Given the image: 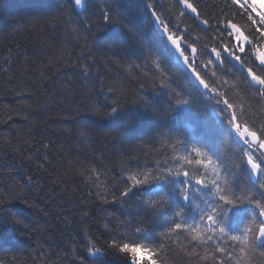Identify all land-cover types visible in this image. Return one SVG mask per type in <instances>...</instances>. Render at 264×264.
<instances>
[{"label": "trees", "instance_id": "trees-1", "mask_svg": "<svg viewBox=\"0 0 264 264\" xmlns=\"http://www.w3.org/2000/svg\"><path fill=\"white\" fill-rule=\"evenodd\" d=\"M190 2L205 15L218 17L220 30L231 19L248 33L247 18L236 8L220 16L226 0ZM254 2L264 10V0ZM156 4L166 13L169 27L184 35L187 45L197 47L193 65L210 88L235 105L240 130L246 123L264 127V100L252 98L245 66L227 52L217 60L208 51L230 43L227 33L205 31L186 16L178 20L175 0ZM105 8L117 14L108 28L100 18ZM211 17L210 23H216ZM86 25H91L90 32ZM159 29L149 0H85L82 11L78 7L72 11L70 0H0V260L4 264H80V257L88 264H146L137 250L141 244L154 249L143 251L160 264H213L202 257L205 251L211 257L215 248L194 243L190 231L160 236L176 222L195 227L203 213L222 203L213 186L175 174L183 163L180 157L196 159L193 146L206 151L215 163L186 165L191 175L206 181L215 176L237 195L251 190L255 199H264L260 188L264 170L254 172L247 155L251 153L262 166L264 157L245 143L229 122L231 111L222 98L200 85ZM242 59L264 75L254 50H246ZM156 61L163 74L155 68ZM114 100L121 107L113 117H105L102 113ZM175 106L186 108L189 123L203 135L196 136L192 128L187 140L190 152L174 153V140L183 146L185 138H167ZM216 166L221 177L211 171ZM157 169L165 179L111 202L131 184L128 176ZM159 207L164 209L158 211ZM217 212L230 234L255 228L250 223L258 213L253 203L225 205ZM13 218L29 230L9 223ZM138 225L142 230L136 232ZM199 227L208 234L206 221ZM88 239L104 250L91 252ZM211 241L232 250L231 256H218L224 264H241L239 245L230 237L214 235ZM114 244L135 252L125 254ZM252 259L253 264H264V257Z\"/></svg>", "mask_w": 264, "mask_h": 264}, {"label": "snow or ice", "instance_id": "snow-or-ice-1", "mask_svg": "<svg viewBox=\"0 0 264 264\" xmlns=\"http://www.w3.org/2000/svg\"><path fill=\"white\" fill-rule=\"evenodd\" d=\"M85 0H70V6L72 11H75L77 7L82 8L84 6ZM149 7L152 9L154 17L159 22L162 30L167 36V39L171 42L173 46L180 52V55L183 57L186 65L189 67L191 72L194 74L195 78L198 79L200 85L205 89H209L211 92L216 93L219 97H221V101L230 111H231V119L230 123L236 128L237 132L241 137L244 138L246 144L249 147L254 148L258 151L261 157H264V127L257 128L254 124L252 127H249L246 123L244 125L243 131H241V124L238 123V115L235 111V105L229 101V99L224 98V93L218 92L215 87H211L209 83L206 81L204 76H202L201 71L198 70V66H194L192 61L196 58L198 49L195 45H187V41L185 40L184 35L179 34L178 32H174L172 28L169 27V21L167 19L166 13H162L160 8L156 4V0H149ZM174 7L178 11L179 15L177 19L180 17H188L195 21H198L201 25L204 26L205 31H217L218 35L220 32H226L228 37L231 38V42L228 44H220L219 47H211V53L215 54L217 60L220 59L222 53L227 52L232 55L237 61L241 62L248 71L250 81L245 80L247 83L248 89H250L255 95L252 97L257 100H264V75H260L255 71L252 67L247 66V61L242 59V54L246 53V50H254L256 52V59L258 60L257 67L264 71V48H261V45L264 44V10H262V6L259 5L254 0H226L224 9L221 11L220 16H224L226 12H228L231 8H236L238 13H243V15L247 18L249 31L245 34L244 31L241 30L240 27L231 19H226L224 27L222 30L219 29L218 17H211V13L205 15L202 10H198L199 5L190 2V0H175ZM61 11H64L62 9ZM117 14H114L111 10L105 8L101 13V20L104 23H113L115 22L114 17ZM209 17L212 20L216 21V23H210ZM178 27V25H177ZM85 31H91V25L85 26ZM182 43L187 45L186 47H182ZM187 52V54H186ZM209 64H212V60L209 59ZM139 67V66H137ZM155 68L158 69L161 74L164 73L162 65L159 61L155 62ZM84 75L87 76L88 72L85 71ZM213 76L216 75L215 72L212 73ZM163 83V81H162ZM252 83L257 85L256 87L252 86ZM109 92H112L113 89L109 88ZM181 103L185 102L183 100L179 101ZM121 105L118 101L112 102V107H109V111L103 112L102 114L105 117L110 116L112 113L116 112ZM96 112L100 113V109L96 108ZM244 113H240V116H243ZM46 148L47 145H44ZM193 152L195 153L196 159L193 160L190 156H182L180 159L183 161L180 164L179 170L175 172L176 175H186L191 176L192 179L196 181L197 184L200 185H209L213 186L215 189L216 196L219 197V200L222 202L217 206L211 207L209 211L203 213L198 222H195L196 225L193 227L192 225H188L185 223H174L169 229L160 233L161 237H167L169 233H174L182 229H186L192 233V240L197 242L199 245H207L208 241L213 240L214 235L218 237H230L231 241L236 242L239 245V255L242 258L241 264H253V259L255 255H259L264 257V247L258 246L260 243H264V199H255V193L249 190L247 195H237L233 193L231 187H222L217 181L216 177L213 176L211 181H206L203 176H193L190 174L188 170H186V165H192L193 163L199 162L201 166H209L213 165L215 162L212 157L208 155L206 151L203 149L197 148L193 146ZM191 162V163H190ZM247 162L251 166L252 170L259 174L262 170H264V166L261 165L251 153L247 155ZM219 166L213 167L211 169L212 172L219 174L218 170ZM159 173V174H158ZM131 181L130 185H127L123 190H121L119 196L113 195L111 200L112 203H118L123 201L130 192H132L137 187H143L152 182H156L159 180L165 179L162 171L157 169L155 172H143L138 175H130L127 178ZM31 177H29V181ZM224 184L228 185V181L226 177H224ZM260 188L264 189V182L260 184ZM99 195V193H98ZM184 198L188 199L187 190L184 192ZM161 200H167V197H161ZM3 200L0 199V203ZM104 202L108 203L109 200L107 197L104 198ZM245 202L253 203L258 209L257 215L250 222L255 225V228L247 226L243 234H230L225 226L224 220L218 219L219 213L217 212V208H223L225 205L228 206H237L243 204ZM27 203V200H25ZM153 205L157 202L152 201ZM35 207V205H30ZM164 207H159L158 211L163 210ZM181 212H177L176 216H181ZM225 220L227 217L225 216ZM207 222V232L205 235L203 230L200 229L199 224L203 222ZM9 223H20L23 224L26 229L29 230V226L24 224L22 220H18L13 218L9 221ZM142 230V226H136L135 231L139 232ZM92 247L90 249L91 252H102L104 249L102 247H97L96 243L92 239H88ZM113 247L119 248L125 254L134 253L135 249L131 248H123L119 244H114ZM141 250H146L148 252L154 251V249L148 248L146 244L140 245ZM195 252V248H193L192 252L189 255H192ZM233 254L232 250L229 247H222L219 244L216 245L212 256L208 257L207 251H205L204 257L202 259H211L213 264H224L222 259H218L224 255L231 256ZM132 259L135 260V255L132 256ZM0 264H4L3 260H0ZM8 264H12V261H9ZM80 264H88L84 257H80Z\"/></svg>", "mask_w": 264, "mask_h": 264}, {"label": "bare ground", "instance_id": "bare-ground-1", "mask_svg": "<svg viewBox=\"0 0 264 264\" xmlns=\"http://www.w3.org/2000/svg\"><path fill=\"white\" fill-rule=\"evenodd\" d=\"M106 26L108 28V23H106ZM159 32L161 34H163L162 29H159ZM165 55H168V54L165 52ZM204 105H205V107H208V108L211 107V104H209V102H206V101H204ZM179 107H177V106L173 107L172 108L173 109V113H172L173 115L169 114V119L171 121L172 128L169 129L170 132L168 133V135L166 134L168 140H170V141L176 139V137H178V136H180L179 138H181V139L185 138L184 141H186V143L183 146L181 144L177 143L179 141L174 140L173 145L175 147H173V149H174V153H177V154L181 153L182 149H184L185 151H188V152H190L192 150L191 147L188 146V144H187V140L189 139L188 136L191 134L192 128L197 130L198 133H196V136H197V134L202 135V133H200L198 131L197 127L194 124H192V122L189 123L190 116H188L184 113L186 111V108H184V107L179 108ZM110 117H113V115H110ZM195 124H196V122H195ZM194 243H197V242H194ZM214 243L215 242H213V241H208V244L206 246H212L215 248L216 245ZM137 250L142 255L141 257L144 258L143 261L146 264H160L159 262L154 260L148 253L146 254L143 250L141 251L140 249H137Z\"/></svg>", "mask_w": 264, "mask_h": 264}]
</instances>
